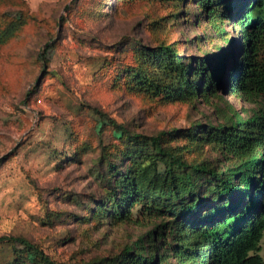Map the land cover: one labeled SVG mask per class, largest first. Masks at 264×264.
Masks as SVG:
<instances>
[{"label": "rangeland", "instance_id": "obj_1", "mask_svg": "<svg viewBox=\"0 0 264 264\" xmlns=\"http://www.w3.org/2000/svg\"><path fill=\"white\" fill-rule=\"evenodd\" d=\"M201 1L0 0V33L17 25L0 44V264H137L141 240L145 258L179 264L175 247L189 219L148 215L136 202L115 216L110 189L128 169L156 179L166 172L150 143L163 134L188 165L221 172L236 164L210 135L228 124L231 106L247 118L258 105L221 84L182 101L140 81L168 84L161 47L187 67L242 51L230 44L240 41L238 28ZM158 231L164 238L153 239ZM256 254L264 260V236Z\"/></svg>", "mask_w": 264, "mask_h": 264}, {"label": "trees", "instance_id": "obj_2", "mask_svg": "<svg viewBox=\"0 0 264 264\" xmlns=\"http://www.w3.org/2000/svg\"><path fill=\"white\" fill-rule=\"evenodd\" d=\"M201 3L210 16L228 18L238 28L240 41L232 39L230 44L238 42L242 51L236 56L234 49L213 61L204 60L187 67L175 50L161 47L157 65L162 81L168 84L153 83L147 78L140 81L145 89L164 90L182 101L207 96L214 92L211 85L221 84L241 103L258 105L252 111L254 115L247 118L239 116L231 106L233 114L227 116L228 124L214 128L210 135V141L219 144L236 164L221 172L203 164L188 165L164 147L162 140L166 134H163L151 138L150 143L169 162L166 172L156 179L148 171L137 174L128 169L129 175L120 173L112 184L121 188V194L117 195L115 188L110 189V200L118 217L124 213L120 210L122 204L126 202L130 208L136 202L141 203L148 215L176 213L189 219L180 229L181 239L175 247L179 264H264L256 254L264 236V0ZM16 30V23L11 22L0 33V44L13 37ZM237 57H243L242 62ZM211 66L215 71L210 74ZM139 138L142 137H134ZM199 177L207 181L206 187L199 184ZM236 194L238 200L234 199ZM210 204L215 206L203 214L201 210L205 211ZM164 236L158 231L153 239ZM144 245L143 240L137 245L140 249L135 263L156 264L157 253L145 258ZM30 248L38 255L34 246ZM126 251L127 255L132 253ZM45 261L49 263L48 256Z\"/></svg>", "mask_w": 264, "mask_h": 264}]
</instances>
